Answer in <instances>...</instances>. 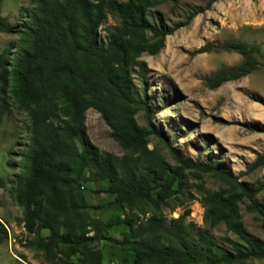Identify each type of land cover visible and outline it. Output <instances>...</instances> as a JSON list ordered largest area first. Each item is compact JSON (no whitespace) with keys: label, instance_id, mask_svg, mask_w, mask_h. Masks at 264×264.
<instances>
[{"label":"trees","instance_id":"trees-1","mask_svg":"<svg viewBox=\"0 0 264 264\" xmlns=\"http://www.w3.org/2000/svg\"><path fill=\"white\" fill-rule=\"evenodd\" d=\"M159 2L31 0V7L19 8L14 24L0 16V32L19 35V44L0 56V90H9L29 121V141L10 193L31 236L26 245L49 262L103 264L101 250L94 247L100 240L130 247L132 258L123 257L121 264H244L264 258V242L244 231L238 208L246 197L264 229V205L254 200L255 191L215 159L205 164L181 159L148 120L144 127L136 121L138 112L148 117L144 89L133 82V76H145L140 55L159 53L166 36L202 12L193 9L183 23L169 26L155 10ZM108 16L115 22L103 27L101 37ZM227 48L244 58L210 75L206 86L211 89L257 67L254 46L237 42ZM90 108L108 126L120 156L90 142L85 125ZM152 136L168 148L174 164L157 145L148 147ZM251 167H264V152ZM186 170L196 178L211 173L222 182L218 190H203V222L208 228L223 224L234 239L196 229L186 221L189 209L166 222L161 205L182 194ZM102 181L108 184L99 191L113 194V204L125 211L105 222L86 211L83 191V183ZM120 224L128 228L121 239L105 235L109 226ZM6 239L0 221V243Z\"/></svg>","mask_w":264,"mask_h":264},{"label":"rangeland","instance_id":"rangeland-1","mask_svg":"<svg viewBox=\"0 0 264 264\" xmlns=\"http://www.w3.org/2000/svg\"><path fill=\"white\" fill-rule=\"evenodd\" d=\"M155 10L164 22L173 26L183 23L193 9H202L189 22L165 37L164 46L156 55L143 53L145 76H133L137 88L144 89L148 117L135 116L138 125L146 120L155 132L181 159L202 164L217 160L220 167L231 171L252 193L254 200L264 205V167L252 168L257 154L264 152V0H159ZM31 7V0H0V16L11 24L16 22L19 8ZM115 21L107 17L103 27ZM244 42L254 46L257 67L245 76L229 80L216 88L206 86V79L220 70L230 69L243 60V55L227 48L231 43ZM19 35L0 32V56L4 57ZM1 87V85H0ZM28 118L18 108L9 90H0V221L7 239L0 243V264L17 261L24 264H60L49 262L44 255L26 245L30 235L21 221L22 210L14 202L10 189L13 175L20 172V156L29 141ZM86 133L99 150L120 156L123 151L111 138L110 130L93 109L85 112ZM76 142L81 147L77 137ZM157 145L169 163L174 164L168 148L156 136L149 138L148 147ZM182 194L161 205L166 222L189 209L186 221L196 229H208L215 237L235 235L225 232L223 224L213 228L203 222L204 208L200 199L203 190H218L224 185L211 173L193 176L185 171ZM107 182H85L83 191L89 207L86 211L102 221L123 215L124 210L113 204V194L101 192ZM249 200L238 203L243 228L252 237L264 242L260 219L248 210ZM128 231L125 225L109 226L105 235L121 239ZM44 235L47 231L42 232ZM225 244V243H221ZM102 252L103 264H121L122 258H132L129 246L100 240L94 244ZM225 247H228L225 244ZM244 264H264V258L249 259Z\"/></svg>","mask_w":264,"mask_h":264}]
</instances>
